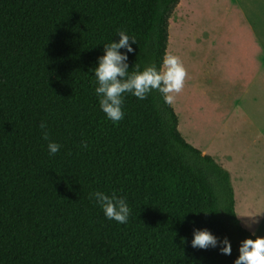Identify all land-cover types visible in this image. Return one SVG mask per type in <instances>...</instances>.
I'll return each instance as SVG.
<instances>
[{"label":"trees","instance_id":"1","mask_svg":"<svg viewBox=\"0 0 264 264\" xmlns=\"http://www.w3.org/2000/svg\"><path fill=\"white\" fill-rule=\"evenodd\" d=\"M178 2L0 0V264H232L238 256L252 234L236 217L229 172L184 140L162 94L126 93L124 118L113 123L94 91L92 70L117 30L136 38L130 72L161 67ZM41 121L61 145L51 156ZM94 191L123 196L128 222L106 219ZM197 229L217 245L193 248ZM225 238L230 255L220 250Z\"/></svg>","mask_w":264,"mask_h":264},{"label":"crops","instance_id":"2","mask_svg":"<svg viewBox=\"0 0 264 264\" xmlns=\"http://www.w3.org/2000/svg\"><path fill=\"white\" fill-rule=\"evenodd\" d=\"M187 2L179 0L169 21ZM212 3L219 13L211 23L214 47L211 64L225 86L211 88L210 93L226 103L227 125L215 131L210 147L205 146L200 140H190L185 133L181 92L179 100L170 105L179 114L175 112L177 128L184 140L229 172L234 211L240 225L251 234L264 236V201L260 200L264 194L257 195V202L253 201L256 190H259L258 194L264 193V0H212ZM194 19L197 18H193V46L197 49L198 42L195 44V41L198 40L199 25ZM169 27L168 22V38ZM169 48L170 45L168 53ZM195 60L197 62L198 57ZM242 103L244 107H239ZM240 215L259 216L257 222L252 223L246 217H238ZM247 224L251 227H246Z\"/></svg>","mask_w":264,"mask_h":264},{"label":"clouds","instance_id":"3","mask_svg":"<svg viewBox=\"0 0 264 264\" xmlns=\"http://www.w3.org/2000/svg\"><path fill=\"white\" fill-rule=\"evenodd\" d=\"M117 32L119 40L110 41L104 45V54L98 58L96 67L92 70L96 78L97 86L94 91L99 100L100 110L113 123L124 118L123 105L126 93L143 100L150 92L157 90L162 94L165 103L171 104L174 99L172 94L182 90L187 75L180 58L171 53L164 54L160 68L153 64L140 70L137 65L136 70L130 72L127 53L133 51L132 44H136V38L125 30H117ZM121 48L126 51H119ZM39 127L42 130L43 139L48 140L49 155L58 153L61 145L49 140L47 124L41 121ZM87 146V143L81 141L82 148H87ZM89 198L99 205L106 219L114 220L118 224L128 222L131 209L123 196H118L115 192L109 195L103 191H94L90 193ZM259 215L238 217H246L252 223H256ZM246 227H251V225L247 224ZM221 243L223 245L221 252L230 255L232 252L230 241L225 238ZM216 245L217 238L207 229L194 230L191 240L193 248L206 249ZM232 264H264V236L253 232L251 236L245 237L238 246V256Z\"/></svg>","mask_w":264,"mask_h":264},{"label":"rangeland","instance_id":"4","mask_svg":"<svg viewBox=\"0 0 264 264\" xmlns=\"http://www.w3.org/2000/svg\"><path fill=\"white\" fill-rule=\"evenodd\" d=\"M191 3L192 0H188L183 9H177L174 17L169 21L171 27H169L167 53L170 45V53L180 58L187 73L184 86L180 91L181 108H183L181 117L185 121V133L190 140H200L203 145L210 147L215 131L217 132L227 125L228 112L226 103L222 102L216 94L210 93L211 88L217 89L225 86V83L220 82L217 78L216 70L211 64L214 49L213 39H211V23L212 18L219 13V10L217 12L212 0H195L193 7H191ZM193 18H197L194 20L199 25L198 40L195 41V44L198 42L197 49H194L193 46ZM188 53L190 58L187 57ZM196 57H198L197 62ZM203 57H205V61ZM172 95L175 99H173L174 102L179 100V93ZM244 105L242 103L239 107H244ZM177 115L179 114L177 113ZM258 192L259 190H256V199L254 198L253 201L257 202V195L264 194L261 190L262 193L258 194ZM260 200L264 201V198H260Z\"/></svg>","mask_w":264,"mask_h":264},{"label":"bare ground","instance_id":"5","mask_svg":"<svg viewBox=\"0 0 264 264\" xmlns=\"http://www.w3.org/2000/svg\"><path fill=\"white\" fill-rule=\"evenodd\" d=\"M172 42V41H171ZM172 46H173V44H172ZM170 50H171V48H169V52H170Z\"/></svg>","mask_w":264,"mask_h":264}]
</instances>
